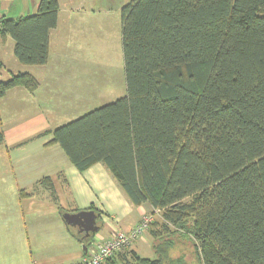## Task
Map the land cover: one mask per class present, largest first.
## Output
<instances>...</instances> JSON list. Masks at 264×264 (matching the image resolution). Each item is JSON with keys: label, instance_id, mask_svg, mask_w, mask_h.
<instances>
[{"label": "trees", "instance_id": "1", "mask_svg": "<svg viewBox=\"0 0 264 264\" xmlns=\"http://www.w3.org/2000/svg\"><path fill=\"white\" fill-rule=\"evenodd\" d=\"M57 16L58 0L0 15L20 63H46ZM120 23L126 94L51 140L79 171L102 162L133 205L161 210L150 225L164 251L104 264H264V0H130ZM16 86L38 81L12 73L0 98ZM173 232L192 241L193 258L170 257Z\"/></svg>", "mask_w": 264, "mask_h": 264}, {"label": "crops", "instance_id": "2", "mask_svg": "<svg viewBox=\"0 0 264 264\" xmlns=\"http://www.w3.org/2000/svg\"><path fill=\"white\" fill-rule=\"evenodd\" d=\"M38 2L0 0V15L18 18L34 14ZM78 2L58 0L57 22L49 32L48 57L43 65L20 63L13 53L12 37L0 34V80L8 79L12 73L27 72L38 81L37 88L32 91L16 86L0 98V107L4 101L9 105L6 123L0 122L4 135L0 144V199L7 198L11 192L13 213L25 224V230L21 224L9 228L10 220L1 219L2 239L16 237L14 247H19L24 255L18 257L16 250L11 248L0 252V258H10L12 264H17V258H28L24 264H89V253L98 243L118 231H129L143 214H153L156 210L148 202L133 205L102 162L79 171L60 145L51 142L57 126L53 127L48 115L43 113L44 106L52 103L53 118L61 119L70 110L71 102H78L82 93L90 95L86 86L83 92L74 91L70 83L72 76L67 77V72L73 71L79 61V55L73 53L78 22L74 11ZM21 101L31 107L33 104L34 108L26 111L28 108ZM19 165L24 168L22 174H33L36 169V177L22 180L18 176ZM12 207L1 211L8 215ZM79 210L95 213L98 230L87 241L83 240L84 233L77 226L66 223L62 216L64 212ZM17 237L20 238L17 240ZM144 243L145 237L136 239L127 248L139 254ZM117 261L122 264L119 258Z\"/></svg>", "mask_w": 264, "mask_h": 264}, {"label": "rangeland", "instance_id": "3", "mask_svg": "<svg viewBox=\"0 0 264 264\" xmlns=\"http://www.w3.org/2000/svg\"><path fill=\"white\" fill-rule=\"evenodd\" d=\"M77 9L74 11V16L77 18V27L75 29L73 53L79 57V61H76V66L73 71L67 72L72 76L70 83L74 91H84L85 87L90 91V95L83 94L78 98V102H71L70 110H67L66 114L61 119L53 118L54 112L52 109V103H47L43 108L46 115L50 120L53 127L66 123L72 119L79 117L85 112L97 108L103 104L114 101L119 97L126 94V86L124 79L123 69V56L121 48V23H120V9L122 5L130 0H78ZM64 14V13H63ZM79 35V36H78ZM69 80V79H68ZM20 97V96H19ZM23 103V101H21ZM24 104V103H23ZM26 111H31L34 108L27 103L24 104ZM31 107V108H30ZM9 105L7 101L1 104L0 107V122L6 123L8 119ZM60 110H58L59 112ZM29 113V112H27ZM59 150L60 147H58ZM23 166L19 165L18 176L23 180L36 177L34 169L33 174H22ZM8 197L0 199V223L1 219L8 218L9 228L22 226L25 230V224L17 214L13 213L12 207L13 196L11 192H8ZM9 214L5 215L1 210L3 208L8 209ZM153 221L160 220L161 210L156 208L154 211ZM142 217V216H141ZM46 218V217H45ZM49 221L47 216V222ZM61 222V221H60ZM17 226V228H18ZM151 229H156V224H149L144 230L142 237H145L146 243L142 245L139 250V255L155 258L156 254L154 249H164L166 244L164 240L154 239L151 235ZM21 232V229H17ZM1 231V230H0ZM4 232L0 233V252L7 250L8 248L15 249L18 257L24 256L21 253L20 248L14 247L16 245V237H11V240L4 241L2 239ZM26 233V232H24ZM178 232H173L169 235H165V238H171L175 241V246L171 250V256L181 254L184 258L194 257V245L190 239L178 236ZM174 236L175 238H172ZM20 237H17V240ZM25 241L27 238L22 237ZM181 239V240H179ZM10 246V247H9ZM157 246V247H156ZM161 246V247H160ZM125 249L123 252H129ZM158 251V255H159ZM164 251V250H161ZM160 251V253H161ZM16 255H13V257ZM2 264H12L10 258H0ZM28 258H17V264H24Z\"/></svg>", "mask_w": 264, "mask_h": 264}, {"label": "built area", "instance_id": "4", "mask_svg": "<svg viewBox=\"0 0 264 264\" xmlns=\"http://www.w3.org/2000/svg\"><path fill=\"white\" fill-rule=\"evenodd\" d=\"M153 219V214H143L139 222L129 231H118L111 238L98 243L96 248L89 253L88 263L102 264L118 252L129 247L133 241L142 237L144 230Z\"/></svg>", "mask_w": 264, "mask_h": 264}, {"label": "water", "instance_id": "5", "mask_svg": "<svg viewBox=\"0 0 264 264\" xmlns=\"http://www.w3.org/2000/svg\"><path fill=\"white\" fill-rule=\"evenodd\" d=\"M63 218L66 223L77 226L80 232L84 233V237H90L91 233L98 230L95 223V213L93 210H79L77 212H64ZM86 248V246H84Z\"/></svg>", "mask_w": 264, "mask_h": 264}, {"label": "flooded vegetation", "instance_id": "6", "mask_svg": "<svg viewBox=\"0 0 264 264\" xmlns=\"http://www.w3.org/2000/svg\"><path fill=\"white\" fill-rule=\"evenodd\" d=\"M196 264H198V263H196Z\"/></svg>", "mask_w": 264, "mask_h": 264}]
</instances>
